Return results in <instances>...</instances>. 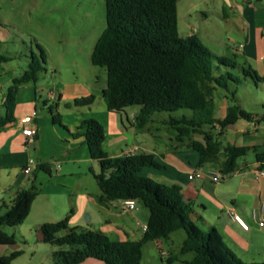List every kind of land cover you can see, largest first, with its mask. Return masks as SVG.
I'll list each match as a JSON object with an SVG mask.
<instances>
[{"label":"trees","instance_id":"1","mask_svg":"<svg viewBox=\"0 0 264 264\" xmlns=\"http://www.w3.org/2000/svg\"><path fill=\"white\" fill-rule=\"evenodd\" d=\"M251 3L254 0H246ZM179 0H106V28L97 40L91 62L107 70V87L103 91L108 111L121 112L140 106L136 127L142 130L156 113H174L188 110L181 117L170 118L169 124L185 137L193 133L203 136V142L193 141V150L199 153L198 166L217 161L221 152L218 137L228 126L244 119L264 123V114L256 119L238 105L237 90L233 85L242 78L232 71L240 69L244 78L264 84V76L250 66H239L231 59L213 53L196 35L181 37L178 26ZM40 48V47H39ZM43 63H46L40 48ZM25 73L13 80L2 107L0 130L15 121V108L20 86L38 80L44 70L35 57ZM10 58L0 55V62ZM224 90L230 105L226 117H215V92ZM94 96L77 99V105L90 104ZM264 106V105H263ZM52 120L61 124V117L51 109ZM91 158L100 166L95 175L102 191L100 201L109 203L126 199L140 201L149 210L147 229L141 240L114 241L97 231L70 228L69 219L44 223L40 232L46 244L58 248L53 253L54 264H81L97 259L105 264H142L143 249L148 242L169 239L184 230L186 238L182 254L193 253L183 264H264L244 262L226 245L219 231L212 227L200 229L192 219L193 204L185 202L179 185H166L142 175L145 168L163 169L153 154L137 153L110 157L103 149L106 139L103 124L95 118L84 122ZM220 128L216 135L205 127ZM221 172L229 176L238 170L239 160L253 152L259 169L264 170V143L262 146L227 145ZM51 174V165L40 164L33 173L29 188L15 195L6 213L0 216V245L14 244V237L2 231L16 227L28 218L35 199L41 193L36 185V173ZM23 252L16 251L3 257L0 264H12ZM172 260H175L171 257Z\"/></svg>","mask_w":264,"mask_h":264},{"label":"crops","instance_id":"2","mask_svg":"<svg viewBox=\"0 0 264 264\" xmlns=\"http://www.w3.org/2000/svg\"><path fill=\"white\" fill-rule=\"evenodd\" d=\"M236 8L238 18L242 19L245 26L243 31H246V38L253 42L255 49L258 44L264 45V0H254L251 3L243 0V5H236ZM225 16L228 17V14L226 13ZM195 32L196 30L193 29L187 37L196 35L206 45L202 37ZM246 57L245 63L259 75L264 76V55L257 57L256 54L248 53ZM253 62L256 63L255 67ZM16 67L17 64L12 58L7 62H0V108L4 114L5 109L2 105L6 93L13 80L18 78ZM40 74L36 82L30 81L20 86L14 112L15 121L0 130V216L7 212L17 192L29 188L32 183L29 179L30 175L23 172L28 159L32 158L31 148L36 152L39 150L41 155L46 152L50 157H60L63 166L51 167V174L48 175L53 178L52 171H56L54 175L56 180L51 182L48 190H42L35 199L24 223L16 227H3L6 228H2L4 233L13 236L15 242L19 237L31 239L35 235L37 242L35 252H37L43 249V245H49L44 242L40 227L44 223H56L68 218L70 228L101 231L114 241L142 239L145 232L142 225H147L149 220V214L145 210L138 205L136 210L124 213L121 210L120 201L109 203L100 201L102 191L95 178L96 168L98 167L100 171V166L91 158L86 140L88 129L84 125L87 119L95 118L105 128L106 139L103 149L110 157L137 153L153 154L155 160L165 168H145L142 171L143 176L162 184L179 185L182 188L184 201L193 204L194 223L203 231H208L212 227L216 228L226 245L238 258L246 262L250 256L259 255V249L264 248V226L260 227L254 220L253 212L264 206V177L258 175L264 170L259 169L257 162L251 165L246 162L239 163L238 170L227 176L230 180L226 179L220 183L214 182L209 173L220 170V164L225 160L223 150L227 145L262 146L264 123L240 119L228 126L221 135L227 138L226 143L218 139L221 149L218 160L200 167L198 166L200 156L193 150L192 142H203L201 134H199L201 139H193V134L183 137L175 129L177 135L170 138L173 142L172 148L158 153V146L154 142L163 138L161 126H170L169 120L174 117L159 119L152 115L149 123L142 130H138L136 119L141 108L138 110L131 108L129 114L128 108L121 112H110L106 103L104 106L102 104L96 106L99 98L104 100V89L101 96H97L78 80L59 86L54 85L52 90L47 91L45 106L51 120L41 116L42 110L38 108L37 100L38 97L42 98L41 94L45 87L40 81ZM90 96H94L90 104L75 103L77 99ZM214 101L215 117L222 120L226 117L230 105L227 93L218 89L215 92ZM261 104L263 105L264 101ZM51 109L54 114L60 115L61 124L53 122ZM34 112L38 114L34 122H26L25 119L32 116ZM252 115L256 119L262 116ZM32 124L37 128L38 135L33 142H28L23 135V130ZM141 136L143 138H140ZM146 140L153 144L149 145ZM36 160L38 166L49 164L39 158ZM197 169L204 171L205 176L191 180L190 174ZM231 207L238 209L239 215L250 227L248 231L243 230L228 215L227 212ZM7 229H10V233ZM160 242L161 240L148 242L144 247L149 243L159 244ZM16 246L17 244L0 245V260L19 251L20 249ZM49 247L50 257L47 261L49 263L41 264H50V262L54 264L53 253L58 248L51 245ZM81 264L105 263L97 259H88Z\"/></svg>","mask_w":264,"mask_h":264},{"label":"rangeland","instance_id":"3","mask_svg":"<svg viewBox=\"0 0 264 264\" xmlns=\"http://www.w3.org/2000/svg\"><path fill=\"white\" fill-rule=\"evenodd\" d=\"M236 5H243V0H179L180 36L185 38L195 29V34L202 37L213 53L234 60L239 66H249L245 63L246 55L248 53L256 54L257 57L264 55V45L260 41L261 44L255 49L253 42L246 38V31H243L245 26L242 19L238 18ZM226 13L228 17L225 16ZM106 24V0H0V55L15 61L18 78L29 67L32 57L40 61L44 67L40 81L45 90L41 94L42 98L38 97L37 100V106L42 110L41 116L51 120L45 101L47 91L52 90L54 85L59 86L78 80L97 96H101L102 89H106L107 70L94 66L91 62L95 44ZM241 45L243 47L239 49ZM39 47L44 52L45 64ZM253 63L255 67L256 63ZM232 72L242 78L241 84L233 85L237 90L238 105L244 111L263 115L264 104L262 105L261 102L264 101V84L255 83L251 78H244L240 69ZM99 104L104 106V100L99 98L96 106ZM131 108L138 110L141 107H129V114ZM188 113V110H179L174 113H156L154 116L159 119H169ZM0 115H4L1 108ZM124 120L126 122L125 117ZM161 128L163 138L154 142L158 146V153L172 148L173 142L170 138L177 135V131L168 125H162ZM205 129L216 135L220 132L218 126L205 127ZM192 137L201 139L198 133H193ZM217 137L222 143H226V137ZM146 142L149 145L153 144L149 140ZM30 150L34 160L39 158L49 163L52 168L63 166L62 159L58 156L50 157L46 152L41 155L39 150L37 152L33 148ZM245 162L250 165L256 162L253 152H249L239 160L240 164ZM98 172L97 167L96 173ZM36 174V185L41 187V191L48 190L51 182L56 180L54 176L56 171H52L53 178L42 171ZM29 179L32 182L33 174ZM97 190H100L98 185ZM138 205L149 214V210L140 201ZM7 230L10 233V229ZM35 238V235L31 239L17 238L14 244H17L16 247L23 252V255L12 264L49 263L47 262L50 257L49 245H43V249L35 252L37 243ZM185 238V231L179 230L172 234L171 239H162L159 244L149 243L143 249L142 264H183L184 261L193 259V253L182 254L180 251ZM248 260L264 262V248L259 249V255L250 256Z\"/></svg>","mask_w":264,"mask_h":264},{"label":"built area","instance_id":"4","mask_svg":"<svg viewBox=\"0 0 264 264\" xmlns=\"http://www.w3.org/2000/svg\"><path fill=\"white\" fill-rule=\"evenodd\" d=\"M242 45L239 49H242ZM37 112H34L32 116H29L25 119L26 122L33 123L34 119L37 117ZM23 135L27 138L28 142H33L38 135L37 128L32 124L30 127L23 130ZM38 167V162L33 158L28 159L27 164L25 165L23 172L26 175H32L34 171ZM212 180L216 183H220L224 181L227 176L224 175L220 170H213L209 173ZM259 176L264 177V171H261ZM205 176V172L201 169H197L196 171L190 174V179H201ZM138 206V201L135 199H126L120 201V207L122 212L128 213L133 210H136ZM228 215L245 231L250 229L249 225L245 222V220L239 215L238 209L236 207H231L228 210ZM254 220L259 224L260 227L264 226V206L260 210H254L253 212ZM142 229L146 231L147 225H142Z\"/></svg>","mask_w":264,"mask_h":264}]
</instances>
